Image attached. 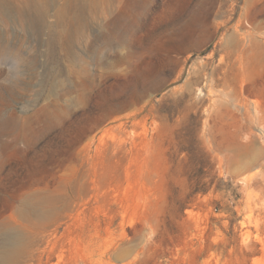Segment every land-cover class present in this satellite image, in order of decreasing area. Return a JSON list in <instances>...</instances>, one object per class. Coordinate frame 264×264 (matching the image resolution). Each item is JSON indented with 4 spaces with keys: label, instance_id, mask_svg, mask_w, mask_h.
I'll use <instances>...</instances> for the list:
<instances>
[{
    "label": "rangeland",
    "instance_id": "obj_1",
    "mask_svg": "<svg viewBox=\"0 0 264 264\" xmlns=\"http://www.w3.org/2000/svg\"><path fill=\"white\" fill-rule=\"evenodd\" d=\"M140 2L0 0L8 264H264V0Z\"/></svg>",
    "mask_w": 264,
    "mask_h": 264
},
{
    "label": "bare ground",
    "instance_id": "obj_2",
    "mask_svg": "<svg viewBox=\"0 0 264 264\" xmlns=\"http://www.w3.org/2000/svg\"><path fill=\"white\" fill-rule=\"evenodd\" d=\"M140 1H141L140 3H142L143 9L141 11H139V12L138 11L136 12L140 17L146 18V19H154L155 17H157L160 14V11H159V7H160L159 0H140ZM31 8H32V11L38 12L40 10L39 2L38 1H34L33 5H31ZM32 13H34V12H32ZM206 15L209 16L210 14H206ZM235 28H236V26H235ZM17 248H18L17 242L16 241H10V240H9L8 243L0 246V264H8L13 259L14 255H15V253L17 251Z\"/></svg>",
    "mask_w": 264,
    "mask_h": 264
}]
</instances>
